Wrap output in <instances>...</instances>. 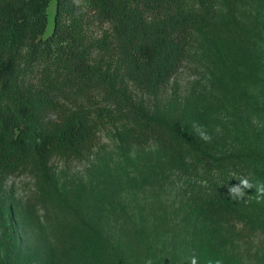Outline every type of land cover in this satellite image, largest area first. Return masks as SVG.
Wrapping results in <instances>:
<instances>
[{"label": "rangeland", "instance_id": "374dc122", "mask_svg": "<svg viewBox=\"0 0 264 264\" xmlns=\"http://www.w3.org/2000/svg\"><path fill=\"white\" fill-rule=\"evenodd\" d=\"M158 31L180 45L174 71L152 94L153 69L137 77L132 48L116 22L99 16L90 0H50L51 38L30 82L49 91L55 106L48 121L70 115L84 121L87 138L53 154L50 169L69 206H36L30 166L4 175V192L20 211L33 207V225L19 231L12 264H99L109 244L111 264H200L222 256L225 264H264V204L251 198L243 212H203L189 200L197 180L175 162L160 134L136 124L145 107L169 119L210 128L223 148L264 146V0H161L154 7L130 1ZM253 55L248 60L247 51ZM27 48L20 68H27ZM258 93L260 104L250 102ZM264 105V104H262ZM228 179H198L206 191L228 192L233 173L264 180V165L242 162ZM0 174V178H1ZM206 181V183H204ZM248 195L254 190H248ZM4 221L0 213V226ZM95 230L89 236L88 227ZM0 230V248L7 247Z\"/></svg>", "mask_w": 264, "mask_h": 264}, {"label": "trees", "instance_id": "16d2710c", "mask_svg": "<svg viewBox=\"0 0 264 264\" xmlns=\"http://www.w3.org/2000/svg\"><path fill=\"white\" fill-rule=\"evenodd\" d=\"M137 5L154 7L161 0H90L100 17L116 22L118 33L127 47L134 53L135 74L148 75L152 68V94L159 93V83L166 78L180 60L182 50L170 36L158 31H146V19ZM50 0H0V213L4 221L0 230L4 235L7 251L0 248V264H12L10 254L19 231L28 233L33 225V207L20 211L4 192V175L21 167L30 166L36 177V206L60 210L71 207L64 200L58 184L51 173L50 162L53 154L67 148H75L87 138L84 121L70 115L61 124L48 121L55 102L49 94L34 86L30 77L34 75L38 61L49 51L51 38L44 40L47 28V7ZM27 48V68H20V50ZM250 50L248 60L253 61ZM263 106L264 110V95ZM250 102L260 104L259 94H250ZM136 124L164 137L166 148L183 169L195 179L211 181L215 174L228 179L230 173L239 170L242 162L250 161L264 165V146L251 142L246 146L236 144L229 149L214 138L210 128L211 142H204L195 134L189 122L169 119L159 113H150L145 108L134 111ZM194 182L190 188L189 200L200 211L220 214H239L246 203L234 202L228 192L206 191ZM88 235L95 230L88 227ZM115 250L105 244L99 264H111Z\"/></svg>", "mask_w": 264, "mask_h": 264}, {"label": "clouds", "instance_id": "9594fccd", "mask_svg": "<svg viewBox=\"0 0 264 264\" xmlns=\"http://www.w3.org/2000/svg\"><path fill=\"white\" fill-rule=\"evenodd\" d=\"M195 134L204 142H211V135L198 122L192 124ZM233 179L239 181L236 185L228 187V195L234 202H249L251 198L258 204H264V180L253 179L248 175L233 173ZM206 183V181L204 182ZM248 190H254V194L248 195ZM143 264H154L152 258L146 259ZM185 264H200V258L192 255L186 258ZM205 264H225L222 256L207 258Z\"/></svg>", "mask_w": 264, "mask_h": 264}]
</instances>
